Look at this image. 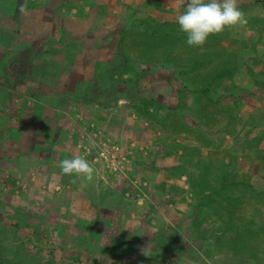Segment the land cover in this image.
<instances>
[{"label": "rangeland", "instance_id": "rangeland-1", "mask_svg": "<svg viewBox=\"0 0 264 264\" xmlns=\"http://www.w3.org/2000/svg\"><path fill=\"white\" fill-rule=\"evenodd\" d=\"M109 2L61 17L110 48L62 86L75 99L63 118L53 83L68 68L47 49L30 68L27 50L54 43L23 31L28 7L53 33L57 2L0 0V264H264V0H238L248 24L202 46L176 21L187 0ZM74 154L94 164L91 182L61 172Z\"/></svg>", "mask_w": 264, "mask_h": 264}, {"label": "crops", "instance_id": "crops-1", "mask_svg": "<svg viewBox=\"0 0 264 264\" xmlns=\"http://www.w3.org/2000/svg\"><path fill=\"white\" fill-rule=\"evenodd\" d=\"M42 1L43 0H27V2L31 3V4H40ZM55 1L58 4V7L56 9L57 10L56 16L58 18L57 20L60 23H59L58 27L56 26L54 28L53 33L49 32L50 34H48L47 30H44L45 33L42 34V27H41V24L39 23V22H41L42 19L40 18V16L37 15L38 13L35 11V9H31L28 7H26V10H25V13L27 14V15H25V18H27L29 20V24H27L28 26H26V24L24 25V28H27L28 31L25 32V29L23 31L28 36H30V35L35 36L38 39H41L43 36H45L46 40L43 42L46 43L45 44L46 47L51 46L54 43V46H51V48L48 47V48L43 49V46H41V44H43V43L39 44L40 41L37 40L35 42V44L33 45V47L29 48L27 50V53H25V54L28 55L29 66H31L30 68L40 67L41 63H43V61H45V60L50 64L51 63L55 64L57 62L60 63V61H63L64 64H62V65L64 67L68 68V72L66 71L67 72L66 75L68 74L69 76L68 75H67L68 77L66 76V80L65 81H62L61 79L58 80L59 78L56 77L57 80L53 83V84H55L54 96L56 97L55 98V106L57 107L56 110L57 111L59 110V112H61L59 108L62 106L63 103H66L68 105L70 103V106H69L70 108H67V109L69 111H71L72 110L71 104H72V102H75V99H73V94H70V93H68L67 95L62 94L61 89H62L63 85L64 86H68V85L73 86V84H75V81H78V79L80 78L78 71H74V69H76V68L80 69L78 63H80V61L86 60V62L89 64L88 66L90 67V52H93L94 54L96 52L97 53L99 52L100 54H102L104 56H109L106 54L109 53V49H110L106 44L101 46L102 43L96 44V45L89 43L91 39L97 38L96 31L95 30L91 31L90 27H88L90 25V22L87 21L88 22L87 25L84 24V26H86V27L79 30L78 28H73L72 26H70L69 23L65 24L64 20L61 21L62 20L61 17L67 16L66 19L68 21L66 19L65 20H66V22H69L75 16V12H78L79 9L77 8V6H80V4H79L80 2H82V4H85L86 12H88L89 14H90V8H91L92 4H94L96 1L99 4L103 5L105 8L107 5L109 11H111V9L109 7L111 2H109L110 0H55ZM112 1H114V0H112ZM119 4L124 6L125 3L122 2ZM109 11L108 12H106L105 10H103L102 12H99L98 10L93 11V15H94L93 17H95V20H99V18H101L102 20H105V17H107L109 15ZM12 15H15V13L12 12ZM35 30H37V31H35ZM121 31H123V32L125 31L123 29V27H121ZM33 41H35V40L33 39ZM141 48H142V46L139 48V51H141V50L144 51V49H141ZM45 49H47L46 53H45ZM40 50H42V51H40ZM40 52L46 54L45 60H43V61L38 60L39 58H41V55H39ZM115 54H116V52H115ZM104 56L99 55V57H98L99 61L104 60L99 64V66H101L102 64L107 62L110 58V56H109L108 59H104L105 58ZM93 61H94V59L91 60V62H93ZM92 65L93 66H91L90 68L95 69L96 68V67H94L95 65L94 64H92ZM106 71L109 73L110 72L109 68H106ZM38 82H40L39 84L41 85V82L45 83L46 81H44V79L40 77ZM70 89L73 90L72 87ZM30 97L34 101H36L37 105H39V109L45 108L44 98H42L41 95L35 93V94H31ZM122 101H123V103H125L126 100L124 99ZM120 102H121V100H120ZM94 104H96V103H94ZM103 106H105V105H103ZM111 107L106 108L105 116H107L108 119L109 118L111 119V117L114 115L110 112ZM96 108H93V110H91L93 114L96 113L97 110H101V109H98V108H100L99 105H97ZM68 115H69V113H68ZM72 116H73V114H72ZM60 117L66 118L65 111L62 110ZM71 118H73V117H71ZM60 122H61V119H60ZM105 123H106V121H105ZM59 125L61 126L60 123H59ZM59 130H61V128ZM33 158L41 161L45 157H43V155H39V156L34 155ZM18 159H21V158H18ZM23 161H22L23 169L22 168L21 169L24 172V169H26V166L24 164H26V163ZM27 170L29 171L30 169H26V171Z\"/></svg>", "mask_w": 264, "mask_h": 264}, {"label": "clouds", "instance_id": "clouds-1", "mask_svg": "<svg viewBox=\"0 0 264 264\" xmlns=\"http://www.w3.org/2000/svg\"><path fill=\"white\" fill-rule=\"evenodd\" d=\"M176 21L180 30L186 33V42L190 46H202L210 35L226 28L246 26L249 22L238 0H187L185 10ZM59 168L64 175L75 174L89 182L96 171L94 164L80 154L63 159Z\"/></svg>", "mask_w": 264, "mask_h": 264}, {"label": "trees", "instance_id": "trees-1", "mask_svg": "<svg viewBox=\"0 0 264 264\" xmlns=\"http://www.w3.org/2000/svg\"><path fill=\"white\" fill-rule=\"evenodd\" d=\"M238 69L237 65H233V64H228L223 66L222 68H220L219 70H216V72L213 73V75L211 76L210 82L211 83H215L217 82V80H223L224 78L227 77H232V74ZM212 85L208 84L207 86H204L203 88H200V91L202 92H208L211 89ZM246 92H249L248 90H246ZM222 187H226L225 185V180H221L220 182Z\"/></svg>", "mask_w": 264, "mask_h": 264}]
</instances>
